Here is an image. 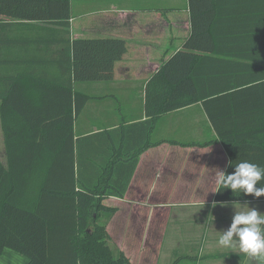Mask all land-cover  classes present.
I'll list each match as a JSON object with an SVG mask.
<instances>
[{"label": "crops", "instance_id": "obj_1", "mask_svg": "<svg viewBox=\"0 0 264 264\" xmlns=\"http://www.w3.org/2000/svg\"><path fill=\"white\" fill-rule=\"evenodd\" d=\"M71 8L72 58L75 47H84L80 65L91 62L96 69L90 79H75L73 72L74 89L88 96L73 123L79 160L86 161L82 175L95 179L107 154L121 151L127 157L146 145L124 195L102 201L113 212L98 213L116 264H264V257L240 251L238 243L233 248L218 243L232 222L233 203L241 210L259 209L258 201L214 200L217 174L225 171L228 155L220 141L190 143L215 136L201 105L152 119L144 112V86L153 71L174 57V81L187 70L189 55L199 52L181 47L190 34L188 0H74ZM0 23V83L18 73L48 82L65 80L63 30L43 22L0 18ZM115 49L122 50L120 59H112ZM58 126L49 121L45 139ZM33 130L26 128L27 133ZM0 160L5 163L1 125ZM26 261L10 249L0 253V264Z\"/></svg>", "mask_w": 264, "mask_h": 264}, {"label": "trees", "instance_id": "obj_2", "mask_svg": "<svg viewBox=\"0 0 264 264\" xmlns=\"http://www.w3.org/2000/svg\"><path fill=\"white\" fill-rule=\"evenodd\" d=\"M188 7L190 34L181 47L199 52L189 55L187 70L174 81V57L153 71L144 86V112L152 119L200 104L215 136L190 143L220 141L227 174L241 161L264 167V0H188ZM71 17V0H0L1 19L52 24L66 35L63 82L18 73L0 83V253L18 252L25 264H116L98 213L113 212L102 201L124 195L146 146L127 157L107 154L95 179L82 175L86 161L79 160L73 123L88 96L74 89L73 72L75 79H90L96 69L91 62L80 65L84 47H75L72 58ZM121 51L115 49L112 59H120ZM30 111L36 115L27 117ZM49 121L59 122L58 131L45 139ZM27 127L34 130L27 133ZM236 195L221 189L214 200L264 201V195Z\"/></svg>", "mask_w": 264, "mask_h": 264}, {"label": "clouds", "instance_id": "obj_3", "mask_svg": "<svg viewBox=\"0 0 264 264\" xmlns=\"http://www.w3.org/2000/svg\"><path fill=\"white\" fill-rule=\"evenodd\" d=\"M231 164V162H230ZM264 167L248 161H241L235 165V171L227 174L219 171L217 174L218 188L231 189L233 195L239 191L252 194L254 197L264 195ZM257 184H260L257 187ZM235 214L227 230L221 231L218 243L226 248H233L236 243L240 251L254 257H264V213L254 207L239 209L233 203Z\"/></svg>", "mask_w": 264, "mask_h": 264}, {"label": "rangeland", "instance_id": "obj_4", "mask_svg": "<svg viewBox=\"0 0 264 264\" xmlns=\"http://www.w3.org/2000/svg\"><path fill=\"white\" fill-rule=\"evenodd\" d=\"M74 0H71V2ZM74 12V8H71V13ZM256 206H258V209L260 212L264 213V201H258L255 203Z\"/></svg>", "mask_w": 264, "mask_h": 264}]
</instances>
